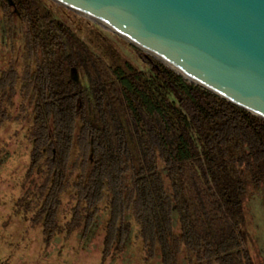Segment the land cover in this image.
Masks as SVG:
<instances>
[{
	"label": "trees",
	"instance_id": "trees-1",
	"mask_svg": "<svg viewBox=\"0 0 264 264\" xmlns=\"http://www.w3.org/2000/svg\"><path fill=\"white\" fill-rule=\"evenodd\" d=\"M12 1L23 47L0 68V127L25 134L14 197L43 244L98 232L123 262L139 245L144 264H259L248 206L264 202V118L152 55L147 74L73 10Z\"/></svg>",
	"mask_w": 264,
	"mask_h": 264
},
{
	"label": "water",
	"instance_id": "water-1",
	"mask_svg": "<svg viewBox=\"0 0 264 264\" xmlns=\"http://www.w3.org/2000/svg\"><path fill=\"white\" fill-rule=\"evenodd\" d=\"M55 1L264 118V0Z\"/></svg>",
	"mask_w": 264,
	"mask_h": 264
},
{
	"label": "rangeland",
	"instance_id": "rangeland-1",
	"mask_svg": "<svg viewBox=\"0 0 264 264\" xmlns=\"http://www.w3.org/2000/svg\"><path fill=\"white\" fill-rule=\"evenodd\" d=\"M9 1L15 18V28L13 35L10 36L5 27L1 8L2 0H0V68L7 66L12 56L18 55L23 47L21 21L13 1ZM51 1L54 5L65 7L55 0ZM60 12V17L64 21L74 25L75 21L69 12L62 8ZM89 20L114 39L128 58L147 74L149 73V68L145 65L146 55H150L148 52L137 47L142 53L138 52L131 42L110 27ZM74 74L77 78L79 77L76 71ZM186 80L194 83L190 79ZM19 129H22L20 124L13 121H8L0 127V264H144L140 259L142 254L139 245H132V253L135 257L128 253L124 257V262L122 259L113 260V258L102 256L103 234L98 232H93L89 239L84 240L80 234L67 240L63 232L50 246L43 244L41 231L37 227L30 226L29 220L16 207L15 187L27 166L28 151L23 143L25 134ZM67 203L66 200L61 217L63 226ZM248 208L255 225L253 231L257 239V245L253 251L257 262L264 264V202L252 197ZM83 243L87 245L84 244L85 247H83Z\"/></svg>",
	"mask_w": 264,
	"mask_h": 264
},
{
	"label": "bare ground",
	"instance_id": "bare-ground-1",
	"mask_svg": "<svg viewBox=\"0 0 264 264\" xmlns=\"http://www.w3.org/2000/svg\"><path fill=\"white\" fill-rule=\"evenodd\" d=\"M180 70V69H179ZM183 72V71H182ZM184 73V72H183Z\"/></svg>",
	"mask_w": 264,
	"mask_h": 264
}]
</instances>
